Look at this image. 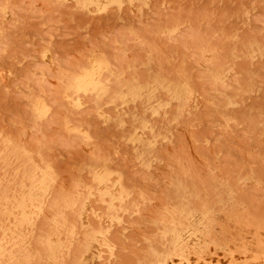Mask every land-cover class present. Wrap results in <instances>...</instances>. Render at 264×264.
<instances>
[{
    "label": "rangeland",
    "instance_id": "374dc122",
    "mask_svg": "<svg viewBox=\"0 0 264 264\" xmlns=\"http://www.w3.org/2000/svg\"><path fill=\"white\" fill-rule=\"evenodd\" d=\"M0 264H264V0H0Z\"/></svg>",
    "mask_w": 264,
    "mask_h": 264
}]
</instances>
